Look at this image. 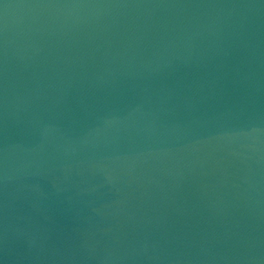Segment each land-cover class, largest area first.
Returning <instances> with one entry per match:
<instances>
[{
    "label": "water",
    "instance_id": "obj_1",
    "mask_svg": "<svg viewBox=\"0 0 264 264\" xmlns=\"http://www.w3.org/2000/svg\"><path fill=\"white\" fill-rule=\"evenodd\" d=\"M0 264H264V0H0Z\"/></svg>",
    "mask_w": 264,
    "mask_h": 264
}]
</instances>
